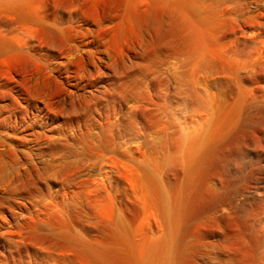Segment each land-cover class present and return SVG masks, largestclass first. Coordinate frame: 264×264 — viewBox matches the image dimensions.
I'll return each instance as SVG.
<instances>
[{"label":"rangeland","instance_id":"obj_1","mask_svg":"<svg viewBox=\"0 0 264 264\" xmlns=\"http://www.w3.org/2000/svg\"><path fill=\"white\" fill-rule=\"evenodd\" d=\"M262 16L264 0L0 1V264H135L166 239L154 184L176 189L182 171L157 166L179 124L199 125L180 92L229 114L222 55L264 61ZM193 50L216 71L192 80ZM237 131L202 174L226 205L196 194L171 264H264V133Z\"/></svg>","mask_w":264,"mask_h":264},{"label":"bare ground","instance_id":"obj_2","mask_svg":"<svg viewBox=\"0 0 264 264\" xmlns=\"http://www.w3.org/2000/svg\"><path fill=\"white\" fill-rule=\"evenodd\" d=\"M0 1L10 3V1L14 0ZM262 18L264 17L262 16ZM242 26L243 25L240 26V29H242ZM255 26L263 29L264 21L259 22L258 20ZM245 32H243V37H239L238 42H241L240 40L242 39V42L252 41L251 38H247L248 36ZM228 57L225 54L222 55V58L227 62L226 64L228 66L226 75L233 77L238 92L234 109L229 114L225 112L217 113L209 102H203L199 99L193 88L187 87V89H183V91H181V89V92L178 91V93L180 92V94L183 95L184 98L182 97V99H185V107L188 105L186 102L187 100L188 103H191L193 106L199 107V125H193L192 119L186 122L185 125L179 124V128L177 127L178 129L176 133H174L175 136L173 134L174 137L172 139V143H174V147L176 148L175 153L170 154V156L167 154L168 157L166 156L163 162L159 163L157 166L159 175L162 174L163 166L166 167L167 164H174V166L179 167L182 171L176 189H174L175 186L172 185L171 182L165 181L159 176L156 178L154 184L159 206L163 212L169 233L166 239L154 242V244L151 243L150 246L148 245V250H143L144 252L142 253L139 252V257L135 256V264H171L173 258H175L173 254H176V250L173 249V241L179 237L178 227L184 220L189 208H191L196 200V196L199 195L198 192H206L205 196L209 195L210 199L214 200L216 204H221L220 206L226 205V199L228 198L225 197L227 195H225L223 191L221 192L210 185V181L207 179L209 177L208 175H206L208 176L206 178L204 177L205 175H202L205 171L207 172L210 170V168L209 170H207V168L209 167V163L213 161L211 159L215 157V155H213L214 152L217 151L226 140L230 139L233 130L245 131L246 128L249 129L251 127L258 133H264V61L256 59L252 65H244L237 59H233L230 56ZM191 59L192 69L190 74L194 81L201 76L204 70L212 68L211 70L214 69L213 71H216V67H219L216 62L218 57L206 50H193ZM193 83L192 85L196 84ZM247 83H249V85H247ZM179 88H181L180 85ZM180 94L178 95L180 96ZM215 117H225L226 124L223 129L217 127L214 122ZM182 123L184 122L182 121ZM238 131L237 133L240 132ZM254 141L257 142L258 140L254 139ZM260 196L261 195L258 194L256 195L258 198ZM256 197H254V205L263 212L264 200ZM252 209L254 210L253 207ZM251 213L252 210H248V215ZM256 242L257 245H260L264 243V238L259 235L256 237ZM94 247L91 246V244H85V248L91 254H97V256L104 254L103 248ZM103 257H105V255ZM234 263V261L233 263L230 261L229 264Z\"/></svg>","mask_w":264,"mask_h":264}]
</instances>
